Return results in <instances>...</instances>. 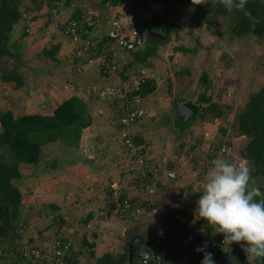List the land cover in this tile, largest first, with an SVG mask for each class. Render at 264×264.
I'll return each instance as SVG.
<instances>
[{"label": "crops", "instance_id": "crops-1", "mask_svg": "<svg viewBox=\"0 0 264 264\" xmlns=\"http://www.w3.org/2000/svg\"><path fill=\"white\" fill-rule=\"evenodd\" d=\"M53 1L59 3L63 17L73 18L80 13L84 36L100 50L109 45L115 20L122 22L126 32L144 26L147 46L159 42L156 54L147 63L136 61L133 52L118 50V74L104 75L95 53L78 56L70 38L62 33H51V46L43 44L47 36L36 45L26 37L17 58L0 59V114L12 111L16 119L33 114L52 116L64 101L79 97L93 118L79 145L61 141L43 144L36 164L18 162L13 148L0 137V164L11 167L18 163L11 187L21 195L16 212L9 200L0 198V244L10 248L26 240L31 248L51 253L54 243L65 238L75 243L72 260L77 264H127L130 243L141 239L137 254L142 253L154 236L153 223L145 214L147 199L166 206L187 194L191 208H196L200 198L204 182L190 178L198 171H190L183 149L189 139L183 136L182 142L175 144L179 140L174 131L186 135V129L194 123L189 121L201 117L186 120L180 114V105L199 107V98L206 93L211 103L221 104L228 119L264 87V0H248L249 16L235 10L227 12L221 0ZM44 13H31L33 33L39 37L49 27ZM155 17L169 26L168 37L164 24L158 31L152 28ZM21 36L22 29L17 26L13 38ZM54 46L58 48V61L53 62L60 69L47 74L53 81L41 83L44 75L37 67L46 58L43 51ZM35 51L41 52L33 58ZM18 65L25 67L18 70L25 84L15 89L14 83H4L1 78ZM143 71L161 76L160 81L148 80L155 88L150 95L142 97L134 90L126 97L111 98L93 91L106 86L133 90V81L143 76ZM135 109L146 115L131 129L135 141H144L140 147L150 161L145 183L139 179V166L122 142L121 119ZM217 119L222 118L208 121ZM2 132L0 121V136ZM208 143L212 151L214 144ZM213 156L209 158V169ZM233 159L246 161L236 155ZM146 186L154 193L150 194ZM126 199L131 208L125 215H118L115 210ZM21 226L27 228L24 234L20 233ZM2 264L12 263L3 260ZM17 264L30 263L23 260ZM223 264L255 262L248 261L240 243H233L228 246Z\"/></svg>", "mask_w": 264, "mask_h": 264}, {"label": "built area", "instance_id": "built-area-1", "mask_svg": "<svg viewBox=\"0 0 264 264\" xmlns=\"http://www.w3.org/2000/svg\"><path fill=\"white\" fill-rule=\"evenodd\" d=\"M84 3L85 0H79ZM42 9L46 14V23L52 26L56 31L70 38L76 48L78 56L87 53H95L101 64L104 75L121 73L120 66L116 63L115 57L118 50L123 52H136L144 48L147 44L146 28L137 26L129 32L124 30L123 24L115 20L112 24L114 30L110 35V43L103 50L94 46V42L84 36L82 21L72 17H63L61 15L59 3L50 0H39ZM80 4V5H81ZM28 18L27 32L33 31L32 16L25 15ZM124 30V32L122 31ZM151 76V77H150ZM148 75L143 71V76L133 81V90L123 87L106 86L102 89L94 88L93 91L102 97H126L130 91H140L144 84L150 78L160 81L159 73ZM145 112L141 109L128 111L121 119L124 127L122 132V142L126 152L133 158L139 166V179L142 183L147 180V175L151 170L149 159L142 153L141 147L136 143L131 129L133 126L145 118ZM233 159L232 149L222 146L220 150L214 152L211 162L216 158ZM172 178L175 173H169ZM150 194L154 189L146 186ZM203 188L199 191L200 195ZM188 195L184 194L182 200H175L167 203L166 206H158L152 199L146 200L145 214L147 219L153 223L154 236L152 241L143 250L140 256L141 264H201L204 253L196 252L198 246H202L205 241L208 244V251L213 253L215 264H223L228 256V246L223 244V235L216 233L212 225L199 217L196 208H191ZM131 208L128 199L118 204L116 213L125 215ZM25 226L19 228L20 233L24 234ZM21 245V247H20ZM75 252V243L71 239L60 238L53 246V252L44 253L37 247L28 246V241L23 240L19 245L5 248L0 244V264L3 260H8L12 264L26 261L30 264H77L72 260ZM174 257V260L172 259ZM127 264H131L130 262Z\"/></svg>", "mask_w": 264, "mask_h": 264}, {"label": "trees", "instance_id": "trees-1", "mask_svg": "<svg viewBox=\"0 0 264 264\" xmlns=\"http://www.w3.org/2000/svg\"><path fill=\"white\" fill-rule=\"evenodd\" d=\"M40 10L43 9L39 0H0V59L18 57L14 54L13 48L19 46L28 36V18L25 15H31L34 11ZM73 18L80 21V13ZM162 21L160 17H155L152 28L158 31V28L164 24L163 31L167 36L170 29ZM47 25L49 26L48 23ZM17 26L21 27L22 36L13 42ZM157 42L159 40H155L154 44L146 45L143 52L140 50L133 52L135 60L147 63L149 58L156 54ZM57 55L58 48L55 46L43 51V56L51 61H58ZM1 79L4 83H14L15 89L25 84L23 77L15 69L4 73ZM208 87H211V83H208ZM154 89L149 82L144 84L138 92L145 97ZM211 102L212 99L208 98L206 93L201 95L195 117L206 120L215 117L224 119L228 116L221 104ZM204 103L208 104L207 108L203 107ZM0 121L3 127L0 137L13 148L18 162L36 164L40 160L43 144L61 141L71 146L79 145L84 129L92 124L93 118L86 103L79 97H72L64 101L52 116L33 114L16 119L12 111H6L1 112ZM192 121L194 122V118L189 123ZM235 128L237 134L246 138L244 140L246 145L240 152L241 158L246 159L248 166L252 169L251 174L256 186L264 193V87L250 97L246 107L235 117ZM136 143L140 146L144 141L136 138ZM17 168L18 163L11 167L0 164V198L9 200L15 212L21 203V195L11 187L12 179L17 176ZM140 256L139 252L132 264H141ZM253 261L255 264H264V258L253 259Z\"/></svg>", "mask_w": 264, "mask_h": 264}, {"label": "clouds", "instance_id": "clouds-1", "mask_svg": "<svg viewBox=\"0 0 264 264\" xmlns=\"http://www.w3.org/2000/svg\"><path fill=\"white\" fill-rule=\"evenodd\" d=\"M247 3L248 0H221L227 12L235 10L249 16ZM211 164L196 212L223 235V244L240 243L248 261L264 258V193L256 186L252 169L244 160L218 157ZM207 249V241L195 249L204 253L201 264H215L213 253Z\"/></svg>", "mask_w": 264, "mask_h": 264}, {"label": "rangeland", "instance_id": "rangeland-1", "mask_svg": "<svg viewBox=\"0 0 264 264\" xmlns=\"http://www.w3.org/2000/svg\"><path fill=\"white\" fill-rule=\"evenodd\" d=\"M27 15L30 16L29 14H27ZM42 24H44V22ZM43 33H45V35L44 36L40 35V37H39L38 36L39 34L33 33V31H31L30 33H28L27 37H30V39H32V42L35 43L36 41L46 40L45 37L47 36L48 39L45 42H43V44L46 43L47 46H51V43H50L51 33H60V32L56 31L52 26L49 25L48 29L45 30ZM25 40L26 39H23V41L20 43L19 46H14V48H13L14 54H18V52H21L22 48H20V47L24 46ZM12 41L13 42L15 41L14 38ZM38 43L39 42L35 43L34 45H36ZM34 45H32V46H34ZM38 47L41 49L42 46H35V48H38ZM39 52H41V51H39ZM39 52L35 51L34 52L35 55L33 56V58L36 55L38 56ZM20 59H21V57H20ZM41 64L42 65L39 68L37 67L38 70H41V72L43 71L42 74L44 75V77L41 78L40 82L43 83V82L53 81L51 78H49L50 75L48 76L47 74L53 73L56 69L57 70L60 69V67L57 64H55L53 61H50L47 58L43 59ZM24 69H25L24 66L18 65L15 70L18 72V70L22 71ZM8 86H10V88L12 89L10 84H8ZM10 88H9V90H10ZM216 88H218V86ZM8 92L11 94L12 90L8 91ZM256 93H258V92H256ZM253 94H255V93H253ZM222 104H224V103L222 102ZM244 108L242 107V108L238 109L237 112H235V113L233 112L234 114L232 115V117L230 116L228 119H227L228 116L227 117L225 116L224 119L223 118L217 119V121H214V120L208 121L209 118L204 121V120H202V118H198L197 120H194V123H192V125L186 129L187 130V131H185L187 133L186 135H184L183 133L181 136L177 135L178 133L181 134V132L178 129H176L174 131L175 136H177L176 138H178V140H179V141H176L175 144H177L178 142H182L181 138H183V136H184V140L189 139L188 143L190 142V144H189L190 146H188V143H185V144H187V146L183 149H184V152H186L185 154L187 155V158L190 161L189 165H191V167L188 166L190 171H191V169H193V170L197 169V171H198L197 174L194 175L195 177L193 175H190V178L193 181L196 178V180H198L200 182H204L205 175L209 169L208 168L209 158H211L212 154L218 150L219 145L223 144L222 146L230 147L232 149V155L234 157H235V155L237 157H241L240 152H241V149L246 145L245 144L246 141L244 142V140H246V138L243 139L242 136H240L239 134H237L235 132V129H236L235 128V117H237V115ZM226 115H229V114L227 113ZM181 122L182 121H180V123ZM182 125H185V124H182ZM178 136H180V137H178ZM208 142H213V144H214V147H212V151H210L211 147L209 146L210 143H208ZM206 145H207V147H206ZM192 147H194L193 150H192ZM184 170L185 169H183L182 171H184ZM186 171H187L186 175H188V170H186Z\"/></svg>", "mask_w": 264, "mask_h": 264}, {"label": "water", "instance_id": "water-1", "mask_svg": "<svg viewBox=\"0 0 264 264\" xmlns=\"http://www.w3.org/2000/svg\"><path fill=\"white\" fill-rule=\"evenodd\" d=\"M180 114L186 119H190L195 117L196 114V107L190 104H181L180 105ZM142 245L141 239H135L129 245V260L132 264L137 256L138 247Z\"/></svg>", "mask_w": 264, "mask_h": 264}]
</instances>
